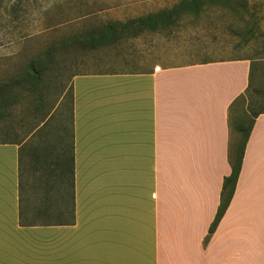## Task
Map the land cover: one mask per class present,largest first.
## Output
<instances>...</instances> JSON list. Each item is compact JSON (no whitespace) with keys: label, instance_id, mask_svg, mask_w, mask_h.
<instances>
[{"label":"crops","instance_id":"crops-1","mask_svg":"<svg viewBox=\"0 0 264 264\" xmlns=\"http://www.w3.org/2000/svg\"><path fill=\"white\" fill-rule=\"evenodd\" d=\"M166 3L75 0L79 19L54 27L55 20L49 32L59 42L78 34L81 56L95 45L90 56L99 62V21L155 16ZM41 10L40 50L48 32ZM166 30L162 23L134 26L135 70L71 78V216L53 222L44 215L51 206H28L21 180L35 150L0 143V264H264V114L254 120L231 202L204 244L231 173L228 124L248 89L251 62L170 64L163 51L154 58L151 50L164 47L155 35ZM14 49L2 43L0 56Z\"/></svg>","mask_w":264,"mask_h":264},{"label":"rangeland","instance_id":"rangeland-1","mask_svg":"<svg viewBox=\"0 0 264 264\" xmlns=\"http://www.w3.org/2000/svg\"><path fill=\"white\" fill-rule=\"evenodd\" d=\"M58 1L61 0H0V45H15L13 55L0 56V143L26 142L27 150H35L33 156H28L30 170L22 172L24 198L31 208L38 202L51 206L53 209L44 215L47 219L53 217V222L72 215L70 174L60 173L57 167L61 160L67 162L70 158L71 78L135 70L129 62L131 25L116 27L117 36L106 39L100 48L105 58L99 62L90 56L95 45L84 51L87 57L81 56L79 47L85 41L74 37L78 34L70 35L73 39L69 40H53V31L49 32L53 21L57 20L56 27L79 19L73 11L75 0L60 7ZM166 1L164 11L172 15L164 18L167 30L155 35L164 47L152 49L151 54L155 58L163 51L170 64L250 60L256 92L248 106L241 102L233 112L234 124H250L254 113L264 112V0H201L199 6L178 11L172 10L192 0ZM43 7L48 32L43 35L44 47L40 50L35 34L38 22L44 19L40 16ZM59 12L68 15L53 17ZM127 23L115 22L108 16L99 21L101 26ZM31 44L35 49H28ZM45 190L48 193L44 194ZM31 213L28 215H36Z\"/></svg>","mask_w":264,"mask_h":264},{"label":"trees","instance_id":"trees-1","mask_svg":"<svg viewBox=\"0 0 264 264\" xmlns=\"http://www.w3.org/2000/svg\"><path fill=\"white\" fill-rule=\"evenodd\" d=\"M201 3V0H192V1H184L180 5L175 6L172 11H178L183 9V7L187 8H193L196 6H199ZM171 11L166 12L163 11L155 16H150V17H145V18H140L137 20L129 21L127 24H113V25H107L104 26L101 30L100 33L97 35L101 39V41H105L106 39L109 38H114L117 36V31L118 29L116 27L125 28L127 26L131 25V30L135 27H142L146 24H152V25H157L158 23H162L164 26V18H168V16H171ZM96 34L94 35H89L87 38H89L90 45L92 43V37L97 36ZM251 72H252V64H251ZM250 72V79H249V86L247 91L243 96H241L235 104L239 103H244L249 105V101L252 97V95L256 92L253 88V81H252V73ZM264 114L263 111H259L254 113L251 116V122L250 124H228L229 128V140H228V150H227V161L230 166L231 173L228 177L224 178L223 183H222V189H221V195H220V202L219 206L217 209V213L215 216V219L213 223L211 224L208 235L204 241V244H207L209 241L210 237L212 234L215 232L219 222L223 218L230 202L233 197L235 187L239 178L240 170H241V163L243 160L244 156V151H245V146L248 142L250 133L253 128V123L254 120L259 116ZM233 135L235 138H233ZM59 172H69L70 176V182H71V188H72V158L70 157L67 162L61 160L60 164L57 166ZM62 175V174H61ZM73 213V212H72Z\"/></svg>","mask_w":264,"mask_h":264}]
</instances>
